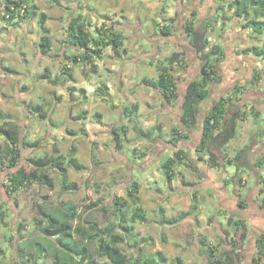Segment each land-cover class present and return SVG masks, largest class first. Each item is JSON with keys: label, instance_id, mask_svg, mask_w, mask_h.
Here are the masks:
<instances>
[{"label": "crops", "instance_id": "obj_1", "mask_svg": "<svg viewBox=\"0 0 264 264\" xmlns=\"http://www.w3.org/2000/svg\"><path fill=\"white\" fill-rule=\"evenodd\" d=\"M8 1L10 0H0V18L8 26H17L23 30L24 35L21 41L33 53L36 49L39 50L42 35L39 17L44 13L47 16L44 26L49 29L52 49L46 54H36L39 57L34 69L37 78L42 76L45 68L51 69L50 66L53 65L52 53L56 47L54 35H57L62 28V23L57 19L64 20L69 2L75 3L71 11L69 10L70 14L71 12H74V15L82 13L89 21H91L89 16L99 20L103 18L101 24L113 25L117 32L123 34V47L126 49L120 56L116 55L111 47H106L101 57L96 60L98 64L96 70L93 71L91 66L85 65V70L79 71L78 66L82 64H73L68 61V57L82 53V50L69 44L65 27V32L62 30L65 35L62 40L61 54L55 57L61 59L63 64L68 63L72 77L63 73L62 68V75L59 72L51 74L50 80L41 78L44 80L38 81L32 89L26 83L15 86L17 78L24 76V73L13 68L11 69L16 72H9L7 68L10 67L3 63L8 57L7 52L14 50L10 44L13 43L14 31L10 28L3 30L4 28L0 27V33L3 31L8 33L6 37L0 38V125L6 121H13L21 126V138L26 146L21 150L20 164L30 157H64L67 180L76 182L78 185L75 191H64L67 194L76 193L79 189H85L86 186L94 190L101 189L102 185L109 189H123L122 193L112 194L109 207L104 205L101 207V199L96 202L98 203L96 207H100L103 211L107 210L110 221L114 220V222H117V217L114 215L115 208H113L114 198L128 197V191L133 189L134 183H138L140 185L137 190L139 200L137 203H131V216L136 206L143 209L144 216L132 222L134 226L132 232L126 234L121 231V234L125 236V253L133 264L134 262L135 264H210L212 260L210 247L213 246L216 247V255L222 260H225L228 252H236L239 253L237 264H253L260 249L259 236L264 232L262 229L264 227L263 172L258 167L247 168L243 165L239 167L242 170H238L234 164H227L226 159L233 158L237 152L247 148L250 150L248 157L252 160L251 154L264 156V107L261 108L264 105V58L257 56L253 51L255 47L263 45L264 41L260 36L264 33L257 34L246 14H237L236 8L229 7V3L233 0H169V4H166L164 0H84L82 5L81 0H24L35 13L26 17L6 18ZM169 5L172 8L167 9L166 6L169 7ZM103 6L105 8L101 10ZM176 12L178 18H183L177 25L173 19ZM118 14L121 17V23L123 18L126 20L123 24H127L128 31L132 34L131 47L127 45L126 36L120 26L118 27L119 24L116 21ZM111 17L112 19H109ZM249 17L264 21L259 9L258 14H255V7L251 8ZM187 19H193L198 28H207L209 45L205 50L209 51L215 46L222 55L216 67L215 79L206 87L207 97L199 107L197 124L190 130H181L180 113L178 114L181 111V105H178V101L184 98L188 83L197 77V75L194 77L191 75L190 67L198 63V57L193 52L186 32ZM54 23L57 25L51 29L49 25ZM65 23L67 25V22ZM226 23L230 27L224 28ZM1 24L0 21V26ZM145 25L147 29L144 31ZM167 26L170 28V33L165 34ZM176 27H178L177 31ZM15 36V40H18V36ZM133 45L138 48V52L133 51ZM106 52H109V56L115 59L119 66L116 69V65H113L112 69L104 70L105 77H103L99 61L105 57ZM184 52L185 54L179 60L172 63L169 70L179 96L168 103L156 88L160 74L159 63H165L166 59L174 53ZM43 56L45 58H42ZM24 57L28 58V55L24 54ZM6 74H12V77ZM94 74H98L95 76L96 82ZM112 75H115L112 79L115 80L114 84L111 79H107ZM57 77H59V84L64 82L68 84L66 87L71 93L78 90L79 93L73 92L74 94L70 96L81 100L76 101L77 105L72 114L70 111L72 101L66 100L69 110L67 121L64 123L58 121L60 113L55 112L53 108L47 109L41 104L47 117L41 119L40 124L37 125L35 120L39 116L33 109V105L40 102H38L39 99L36 101V92L33 90L37 91L39 86ZM127 81L136 82V85L130 89H123L122 85L127 84L125 83ZM92 84L97 89H94ZM105 86L107 88L101 91L100 88ZM91 90L95 91L91 92ZM143 93L148 94L147 102L140 99ZM130 94L133 98L126 99L124 102L126 96ZM25 97L33 98L31 101L33 103L25 105L16 100L19 98L25 100ZM157 97L163 100V105L154 104L152 100H156ZM92 98L98 101L97 104L108 102L109 106L117 112L106 113L102 110V105L97 104L96 107L92 105H90L91 108L88 107ZM220 101L224 103L225 113L218 130L230 128L234 132V138L221 150H217L221 166L214 167L206 161L207 151L198 152L196 147L201 142L203 119ZM135 104L138 105V110L134 114H127V107ZM44 124L48 125V134L45 138H41L40 133L43 131ZM74 126L78 129H68ZM122 127L127 129L126 133L122 132ZM114 128H118L121 132V148H116L117 143L113 141ZM104 129L110 132L112 142L110 154L114 160L110 162L109 167L106 164L105 168L101 169L105 162L101 160L103 158L101 149L106 143L103 144L98 134ZM174 129H178L179 132L175 134ZM140 131H152V134L145 137ZM4 135L0 133L1 144L5 143ZM89 135L96 138L91 141L90 148L86 147L87 142L90 141ZM37 136L40 139L36 140ZM55 138L61 139V142L65 144L69 140L70 147H75V151L63 154L57 142L54 141ZM36 141H39L37 147L27 144V142ZM149 141H157L162 146L151 160L147 159L146 153L143 156L136 154L137 147L149 144ZM43 147H49L47 154L42 151ZM86 148L88 157H91L90 164L82 159L87 158ZM180 148L188 153L191 152L189 157L193 166L188 165V160H173L174 152ZM253 150L256 153H253ZM199 156H203L204 160H200ZM72 157L85 167L82 171L76 170L70 163ZM132 159L139 163H131ZM168 160L172 162L169 163L170 167L172 166L169 173L166 172ZM154 165L156 166L151 172L150 167ZM159 167L165 171L168 186L162 177L160 180L157 179ZM28 168H30L29 165ZM133 169L147 172L142 176L143 171H139L135 176ZM52 171L56 173L58 179L61 178L62 182L63 176L60 171L56 167L48 169L47 172L51 177ZM105 171L108 173L105 178L110 179L104 182L101 178L97 180ZM82 173L88 175V181H84L83 184L77 177ZM52 179L56 187V181L53 177ZM35 184L42 185L36 182L29 189ZM59 185L61 188L62 183ZM3 188L5 189L4 186ZM20 192L22 191L14 195L13 200ZM242 202L246 204L245 208L241 206ZM58 203L68 204L63 200ZM231 217L234 221L243 219L247 230L244 237L240 238L239 234H236L237 226L229 222Z\"/></svg>", "mask_w": 264, "mask_h": 264}, {"label": "trees", "instance_id": "obj_2", "mask_svg": "<svg viewBox=\"0 0 264 264\" xmlns=\"http://www.w3.org/2000/svg\"><path fill=\"white\" fill-rule=\"evenodd\" d=\"M13 7V8H12ZM229 7L236 8L237 14H246L250 24L254 26V31L257 34L264 33V21L257 20L256 17L251 18L250 10L255 7V14L259 13L264 17V0H233L229 3ZM31 10V11H30ZM35 13L27 3L22 0H10L6 5V18L12 16L26 17L29 14ZM195 16V13H193ZM46 14H41L39 24L42 29V35L39 43V51L41 54H46L52 49V38L49 35V29L44 26L46 22ZM186 32L189 42L193 48L194 54L198 57L199 73L196 78L192 79L185 90L184 98L181 103L180 111V129L190 130L198 122L199 107L207 97V85L210 84L217 74V64L221 57V52L218 47L213 46L211 50L206 51L208 43L207 28L197 27L192 20L186 21ZM66 31L68 32V42L82 50V53H77L74 56H69L68 61L73 64L89 65L93 71L96 70L99 59L106 47H111L116 55H120L126 51L124 46V36L117 32L113 25L101 24L100 26H92L91 21L82 13L74 15L72 12L67 21ZM169 26L166 27L165 34L170 33ZM257 56L264 58V43L260 47L253 49ZM184 53H174L170 58L166 59L165 63H159V79L156 88L162 94L166 102L171 103L178 98L176 93V83L170 73V67L175 60H179ZM63 73L69 74L70 68L68 63H65ZM9 72H16L11 68H7ZM50 69L46 68L41 78L50 80ZM59 77L52 80L53 83H58ZM107 87L100 88L101 91ZM104 93V92H103ZM33 109L38 112V116L42 119L47 117L40 103L34 104ZM138 110V105L127 107V114H134ZM225 113L223 101H220L211 112L207 113L203 119V132L201 142L196 147L198 152L207 151V163L210 166L220 167L221 161L218 158L219 153L226 144L234 138V132L230 128L218 130V126ZM9 124V125H8ZM0 133L5 134V143H0V170L6 168L18 167L21 160V150L24 148L25 141L21 138V126L13 121H6L0 125ZM127 129L122 127V132L126 133ZM113 141L117 143L116 148H121V132L118 128L113 129ZM178 129H174V133H178ZM145 137H149L152 131H140ZM32 146H38L39 141L28 143ZM183 150V151H182ZM75 147H72V152ZM247 149H242L235 154L233 158H227V164H234L239 167L242 165L247 168L258 167L262 170L264 178V156L256 155L255 160L248 157ZM144 155V153H143ZM190 154L185 149L180 148L174 152L173 160L182 161L188 160V165L193 166L190 159ZM253 156V154H251ZM258 156V157H257ZM204 160L203 156L198 157ZM172 160V161H173ZM27 165L20 166L16 170H11L7 174L8 180L3 183L7 194L13 196L22 189H28L34 183L38 182L52 190L55 187V182L47 172L48 169L56 167L63 176L61 190L70 191L77 190L76 182L67 180V167L64 157H30L27 158ZM70 163L76 170L82 171L85 167L78 163L75 158H71ZM171 160L166 162V172L172 169L169 165ZM28 165L30 168H28ZM261 177V178H262ZM140 185L134 183L133 189L128 191V197L116 196L113 202L114 215L117 217V222L110 221L103 225L98 219L93 216V208L98 203L93 202L80 210L78 205L74 203L61 204L50 203L49 196L45 195L43 201L36 205L38 216L34 220L35 232L28 237H25L18 245L20 257L25 263H36L40 259L50 258L53 264H133V261L125 253V236L121 231L128 234L134 229L132 222L137 219H142L144 211L140 206L133 208L131 216V203H137L139 196L137 190ZM245 203L242 205L245 208ZM4 219V213H2ZM229 222L234 223L236 234L242 238L246 235V226L243 219L231 217ZM25 226L20 224L18 231L21 232ZM118 229H121L120 231ZM260 249L258 257L253 264H264V232L259 236ZM235 246V244H233ZM237 248V247H236ZM216 247H210L212 260L210 264H237L239 253H227L225 260H222L216 255ZM0 256H5V251L0 246ZM135 264V262H134Z\"/></svg>", "mask_w": 264, "mask_h": 264}, {"label": "rangeland", "instance_id": "obj_3", "mask_svg": "<svg viewBox=\"0 0 264 264\" xmlns=\"http://www.w3.org/2000/svg\"><path fill=\"white\" fill-rule=\"evenodd\" d=\"M81 1H82L81 2V5H82V3H84V0H81ZM168 1L169 0H164V2L166 4H169ZM67 4H68L69 8H68V10L66 8H64V10H67V12L65 14L66 16L64 17V20H63V18L57 19V20H60V22L62 23V26H61L62 28H61V31L57 35H54L56 47H55L54 52L52 53V55L54 56L53 57L54 59H52L53 65L50 66L51 74L60 72L59 74L62 75L61 72L63 71L62 68H63L64 64L61 61V59L55 57V55L61 54L62 40H63V36L65 35L62 30H64V32H65V27H66L65 22H67V20L70 18V15H71L70 11L72 9L71 7L75 6L74 2H69ZM104 6H106L105 3H104ZM104 6L101 7L100 9L103 10V8H105ZM166 8L167 9L172 8V6L169 5V7L166 6ZM112 16H115V15H112ZM89 17H90L89 19L92 21L93 26H95V25L100 26V24L104 20L103 18L99 20L98 18H93L91 16H89ZM120 18L121 17L118 14V18L116 20L117 24H119L118 27L120 26L121 31L126 36L127 42H126V40H125V42L127 43L128 46L131 47L130 40H131L132 34L130 31H128L129 28H128L127 24H125L126 20L123 18L122 23H121ZM109 19H112V17ZM173 19H174V21L177 22L176 25L179 24L178 22L180 20L181 21L183 20V18H178L177 12L174 15ZM0 21L2 23L0 27L4 28L3 30H6V28H10V30L13 29V31H14V34H13L14 39L12 41L13 43H10L12 45V47L14 48V50L7 52L8 57L6 58V61L5 60L3 61V63L4 64L6 63V65L9 66L10 68L21 70V72L24 73V76L17 78V80L15 81V86H18L19 84L26 83L27 85L31 86V88L33 89L35 84H37L38 81L44 80V79H41V77L37 78L36 70H34L37 66V62H38V58H39L38 56H36V54L40 53V52H39V50L36 49V52L33 53V51L29 50L30 48H27L24 45V43H22L21 39L24 35L23 30H20V28H18L17 26L16 27L8 26L6 23H4V21L1 18H0ZM124 21H125V23L123 24ZM56 25H57V23H54L53 25H49V26L52 29ZM225 25H227V26L225 27ZM133 26H135V24ZM228 27H230L228 25V23L224 24V28H228ZM143 29L145 31L147 29V26L145 25L143 27ZM177 30H178V27H176V31ZM7 34L8 33L6 31H3L2 33H0V38L6 37ZM15 35L18 36V40L17 39L15 40V37H16ZM260 38L262 39V41H264V35H261ZM133 48H134L133 49L134 52H138V48H135V45H133ZM70 53H72V52H70ZM24 54L25 55L27 54L28 58H25ZM189 56L191 57L190 54H189ZM42 58H45V57L43 56ZM64 60H65V58H64ZM3 63H1V64H3ZM27 63H30V64H27ZM99 65L101 67L100 72L103 74V77H105L104 76V70L107 71L108 69H112L111 67H113V65H116V69L119 66L116 63L115 59H112L109 56V52H106L105 57L102 58L101 61H99ZM84 67H85V65H79L78 66L79 71L85 70ZM56 68L58 70H56ZM190 68H191L190 73L193 77L198 75V73H199L198 63H197V65L193 64V66H191ZM30 72H32V73L30 74ZM43 72H46V68L43 70ZM77 72L78 71H76V73ZM6 75H8V74H6ZM96 75H98V74H94L95 82H96V78H95ZM105 75H107V74H105ZM8 76L12 77V74H9ZM107 76H109V74ZM80 77H81V74H80ZM113 78H115V75L107 77L108 80H110V79L112 80ZM60 80H61V78H60ZM114 83H115V80H112V84H114ZM125 83H127V84L122 85L123 89H130L131 87L133 88L134 85H136V82L133 83V81H131V82L127 81ZM54 84L55 83L47 82V84L44 83L41 86H39L37 91H36V89H34L33 91L36 92L35 99H36V101L39 99L38 102H40V104L44 105L45 108H47V109L53 108V110L55 112L57 111L58 113H60V119L58 121L59 122L61 121L64 123L67 121L68 110H69L68 102H66V100L69 99L70 102L72 101V106H71L70 111H71V114L74 113V107H75V105H77L76 101L81 100V99H74L71 96L76 92L79 93V91L78 90L72 91V93H71V91H69L68 88L66 87V86H68V84H66V82H64L63 84L58 83L59 85L58 84L54 85ZM92 86L94 87V89H97V88H95V86L93 84H92ZM93 91H95V90H91V92H93ZM38 93H40L42 96H40ZM152 94H153V92H152ZM147 95H148L147 93H143V95L140 97V99L143 102H147V100H148ZM93 96H95L94 93H93ZM129 98H133L132 94L127 95L124 102L126 101V99H129ZM24 99L25 100L19 98L16 100H18L19 102H21L22 104H25V105H29L30 102L33 100V98H31V97L30 98L25 97ZM88 99H89V97L87 98V101H88ZM159 99L161 100V103H160ZM7 100L9 101V99H7ZM182 100H183V98L179 99L178 105H181ZM152 101H154L155 105H159V104L163 105L162 104L163 100L159 97H157L156 100L154 99ZM260 101H262V100L260 99ZM97 102H98L97 100H94V98H92V100L89 101V103H88L89 104L88 107H90V105L95 106V107L97 105H102V110L103 111L105 110L106 113H109V112H115L116 113L117 112L116 110L114 111L111 106H109L110 104L108 102H101V104H97ZM31 103H33V102H31ZM18 106L21 107V105H18ZM258 106H259V103H258ZM263 107H264V105L261 106V108H263ZM100 108H101V106H100ZM179 113H180V111L178 112V114ZM41 119L42 118L38 117L37 120H35V123L37 125H39ZM45 122L49 123L48 120L47 121L45 120ZM57 125L59 126L60 124H57ZM47 127H48V125L44 124L43 131L40 133L41 138H45L46 135L48 134V131H47L48 128ZM68 129L74 130V129H78V128H77V126H74V128L71 127ZM109 133H110L109 130L104 129L103 131L101 130L100 133L98 134V137L103 141V144L106 143V145L102 146V149H101L102 150V157H103V158H101V160L105 161L104 164L100 167L101 169L103 167L105 168L106 164L109 167L110 162H112V160H114V158L110 154V144L112 142H111ZM95 134L97 135V133H95ZM102 135H103V137H101ZM38 139H40V137L37 136L36 140H38ZM89 139H90V141L87 142V146H86V143L84 142V146H86L88 148H90L92 145L91 141H93V139H96V138H92L89 135ZM54 141L57 142L56 144L58 145L60 151L63 154L73 153L71 150L72 148L70 147L71 142L69 140L67 141L68 143L66 142V144L62 143L61 139H59V138H55ZM160 147H162V146L160 143L158 144L157 141H155V142L149 141V144L142 145L141 147H137L138 150L136 151V154L138 156H143V153L144 154L146 153V154H148L147 159L151 160L152 157L154 158L158 154V152L161 149ZM42 151L47 154L49 151V147H43ZM252 152L256 153L255 150H253ZM190 153L191 152H189V154ZM40 154H42V152ZM86 156H87V158L83 157L82 159L84 161H86L88 164H90L91 157H88V149L87 148H86ZM78 157H80V156L78 155ZM252 157H254V154ZM139 158H142V157H139ZM26 160L27 159H24L23 162L21 164H19V166L16 168L13 167L10 169L6 168L4 170H0V215H2V213H4V217H5L4 219H2V216H0V246L5 251V256H0V264H15V263L21 261L18 246L15 247V241L17 242V245H18L25 237L31 236L35 232L34 220L38 216L36 205L38 202L43 201L45 195L49 196L50 203H58V202L63 200L64 203H68V204L74 203V204L78 205L80 210H83V209H85V207L87 205H89L93 202H98L99 199H101V205H102L101 207H103V205L105 207H109V205H111L110 203H111L112 196H113L112 194L115 195L117 193L123 192V189H111V188L109 189V188H105L102 185V186H100L101 189H95L94 190V189H89L88 186H86L85 189H79L78 192H76V193H73V194L68 193L67 194L64 191H62L60 188L59 183H61V178L58 179V177L56 176V173L52 171L50 173L52 174V177L56 181V187L53 190L47 189L46 187H44L42 185L35 184L31 189H29L30 187L28 189H22L21 190L22 192L17 194V196L15 197V200H13V198H11L6 193L5 189L3 188L2 183H5V181L8 180V178L6 176H7L9 171L16 170L20 166H26L27 165ZM115 162L116 161H114V163ZM130 162L131 163H133V162L139 163V162L134 161L133 159ZM155 166L156 165L150 167L151 172L153 171ZM139 171H143V170H137V169L132 170V172L135 176H137L136 174ZM145 172H147V171L142 172V176H144ZM164 173H165V171L163 170V168L159 167V170L157 171V174H158L157 179L160 180L162 177L164 183L168 186V182L166 180V175ZM107 174L108 173L105 171V173L102 176L100 174V176L97 178V180L100 178H101L102 182L109 180L110 178H105V176ZM77 177L82 184L84 183V181L85 182L88 181V175L85 173H82L81 175H77ZM99 205H100V202H99ZM93 210H94L93 216L96 219H98L103 225H105L109 222L110 214L107 212V210H105V211L100 210V207H98V206L94 207ZM20 224H23L25 226V228L21 232L18 231V226ZM262 229H264V227ZM15 248L17 249L18 256H17V254H14V255L12 254L13 253L12 251ZM29 264H53V263H52V260L50 258H45V259H40L36 263L30 262Z\"/></svg>", "mask_w": 264, "mask_h": 264}, {"label": "water", "instance_id": "obj_4", "mask_svg": "<svg viewBox=\"0 0 264 264\" xmlns=\"http://www.w3.org/2000/svg\"><path fill=\"white\" fill-rule=\"evenodd\" d=\"M18 245H19V244H18ZM18 245H17V242L15 241V247H17ZM12 252H13V253H12L13 255H14V254H17V249H16V248L13 249ZM17 256H18V254H17Z\"/></svg>", "mask_w": 264, "mask_h": 264}, {"label": "flooded vegetation", "instance_id": "obj_5", "mask_svg": "<svg viewBox=\"0 0 264 264\" xmlns=\"http://www.w3.org/2000/svg\"><path fill=\"white\" fill-rule=\"evenodd\" d=\"M20 260H21V261L15 263V264H27V263L24 262V260H23L21 257H20ZM28 264H29V263H28Z\"/></svg>", "mask_w": 264, "mask_h": 264}, {"label": "bare ground", "instance_id": "obj_6", "mask_svg": "<svg viewBox=\"0 0 264 264\" xmlns=\"http://www.w3.org/2000/svg\"><path fill=\"white\" fill-rule=\"evenodd\" d=\"M185 62V61H184ZM204 126V125H203ZM183 151V150H182ZM262 207V206H261Z\"/></svg>", "mask_w": 264, "mask_h": 264}, {"label": "built area", "instance_id": "obj_7", "mask_svg": "<svg viewBox=\"0 0 264 264\" xmlns=\"http://www.w3.org/2000/svg\"><path fill=\"white\" fill-rule=\"evenodd\" d=\"M13 8V7H12Z\"/></svg>", "mask_w": 264, "mask_h": 264}]
</instances>
